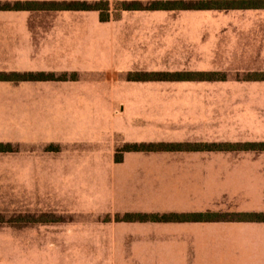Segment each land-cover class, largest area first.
I'll use <instances>...</instances> for the list:
<instances>
[{"label": "crops", "instance_id": "crops-1", "mask_svg": "<svg viewBox=\"0 0 264 264\" xmlns=\"http://www.w3.org/2000/svg\"><path fill=\"white\" fill-rule=\"evenodd\" d=\"M32 1L48 0L0 3ZM55 11L59 15L25 7L0 9V73L17 75L0 80V142L23 149L41 148L48 140L61 144L64 154L55 164L69 170L55 167L53 189L45 187V155L23 152L5 158L13 184L8 195L22 196L14 200L13 211L34 216L51 209L73 215L71 227L88 230L63 236L54 223L55 235H49L52 221L34 219L22 224V236L14 231L10 243H87V264H264V222L116 219L125 213L264 212V150L124 151L117 159V149L128 143L264 142V81L227 75L117 81L111 76L113 70L158 68L159 53L172 51L152 43L156 26L125 15L176 11H204L210 15L188 16L228 21L186 27V71L219 72L224 65L264 71V21L258 22L261 15H237L264 9H123L120 19L109 13L107 21L97 10ZM42 72L78 76L27 77ZM161 83H186V138L159 135L174 131L169 124L175 123L169 111L162 115L150 102L174 99V91L156 90ZM120 104L123 108L115 111ZM73 164L83 166L74 173ZM32 179L38 188L31 189ZM67 182L73 187L64 188ZM55 254V264H62V249ZM28 262L15 246L9 249L7 264Z\"/></svg>", "mask_w": 264, "mask_h": 264}, {"label": "rangeland", "instance_id": "rangeland-1", "mask_svg": "<svg viewBox=\"0 0 264 264\" xmlns=\"http://www.w3.org/2000/svg\"><path fill=\"white\" fill-rule=\"evenodd\" d=\"M64 1H73V0H62V1H54V0H48V1H32L35 3H38L37 6L41 8L40 4L43 3H51V2H64ZM80 1H88V2H95L98 0H80ZM109 2V13L112 15V18L114 19H120L121 16L120 12L123 10V3L124 1L131 2V1H139L141 3H148L154 0H104L103 7H106L107 3ZM186 1V0H183ZM37 10V9H36ZM40 10H47L46 15H59L55 11L56 9H40ZM99 12V11H97ZM100 13V12H99ZM208 12L204 11H176L174 14L169 15H125V17L130 18L133 17L134 22H145L147 24H151L153 27L151 29V32L153 34L152 43L157 45H166L169 46V49L172 51L166 52V53H159L160 59L158 63V68L153 69H139L135 70L137 72H174L176 70L178 71H186V27L189 25H192L194 23H201V22H221L226 23L228 22L227 19H200L196 18L195 16H188V15H210L206 14ZM211 13V12H210ZM217 13V12H216ZM234 13V12H233ZM38 15V14H36ZM42 15V14H41ZM99 15V14H98ZM215 15H232L229 13L223 12L222 14L217 13ZM235 15V14H233ZM237 15H261L259 16L258 22L264 21V12H238ZM253 18V19H252ZM255 17H250V22H254ZM127 22H133L132 20H125ZM249 20H246V22ZM188 33V32H187ZM227 63V62H223ZM236 63V62H235ZM113 70V69H112ZM250 69H240L235 67H230L224 65L222 69H219V73L227 75L231 78H238L242 77L244 74L248 73ZM133 73H136V72ZM133 73H119L118 71L113 70L111 73L112 78H117L119 81V78H127L130 80V75ZM77 74V73H76ZM69 77L73 75V73L67 74ZM78 76V75H77ZM119 86V85H117ZM158 87L156 90L159 91H174V99H155L150 101L153 108L159 109L160 114H166L169 111V116L172 115V117L175 119L174 124H169V127H173L174 131L168 132V133H159L160 136H166L169 138H173L175 140L186 138V83H161L158 84ZM160 95V94H159ZM149 103V101H147ZM263 102V121H264V99ZM137 105H139V101H136ZM117 106V105H116ZM117 108H123V105H118V107L115 108V111H117ZM224 137H227L230 135V133H224ZM260 136V135H259ZM6 141H3L2 143H5ZM7 144V143H5ZM81 150V149H80ZM27 152L31 156L33 155H45L47 157L46 162V168H47V174H46V189H53L55 185L52 182V178L55 176V167H58V170H61V167H65L66 165L63 164H55L56 163V157L63 155L62 152V145L55 142L54 140H48L44 145L39 147H32L30 149H23L22 147L18 146L17 144L10 145L9 151L6 152H0V220L3 222L0 223V264H7V259L9 255V249L15 246L16 253L20 252L21 256H24L27 261H29L27 264H42L43 261H45L46 264H55V249L61 248L62 254L59 258H61L62 264H87V251L88 248L91 246L87 243H63L62 245H57L55 243H47L45 245H40L38 243L34 242H27L24 244H12L10 243V239L13 238L12 235H14V231H18V235L22 236V224L26 222V224H30L28 222L33 221L34 219H41L46 221H52L50 224L51 228H47V234L49 235H55V227L54 223L60 224L61 226V234L63 236H69V235H75L80 236L85 234V230H88V228H75L71 227V225L74 222V216L70 214H63L62 212H54L51 209L41 214H36L33 216V214L30 213H22V212H14L13 211V203L15 200V203H17V200H21L22 196H14V195H8L9 188H12L13 184L8 179V172L7 169L9 167L7 160L5 158L8 157V155H14V156H22ZM62 152V153H61ZM77 152V148H76ZM78 153V152H77ZM74 168L72 171L76 173L82 164H73ZM65 172L69 170L68 167L63 168ZM61 170V171H62ZM38 180H31V189H36L39 187ZM64 188H72L70 182H67L65 185H63ZM35 199V196L32 197V199ZM45 199H50V196H45ZM22 203V202H21ZM33 203V201H32ZM52 202H47V206L51 207L54 205H48ZM15 225V226H14ZM16 229V230H15ZM26 234H29L27 232ZM32 234V233H31ZM12 242V241H11ZM25 248V250H24ZM39 257L41 259H39ZM41 261V262H40ZM57 262H58V256H57ZM58 264V263H57Z\"/></svg>", "mask_w": 264, "mask_h": 264}, {"label": "trees", "instance_id": "trees-1", "mask_svg": "<svg viewBox=\"0 0 264 264\" xmlns=\"http://www.w3.org/2000/svg\"><path fill=\"white\" fill-rule=\"evenodd\" d=\"M104 0L95 2L88 1H64L40 4L38 3H0V9H13L19 7L31 9H56V10H97L100 12V20L110 19L109 2L103 7ZM106 2V0H105ZM122 9L124 10H248L264 9V0H154L148 3L139 1H124ZM17 75L0 73V80H8ZM27 77L42 80H66V73L56 75L55 73H29ZM76 73L70 77L75 79ZM226 75L219 72H136L130 75V80H168V81H186V80H215L225 78ZM247 81H264V71H250L242 76ZM10 145L0 142V152L9 150ZM254 150L263 151L264 142H244V143H189V142H154V143H128L120 149H117V159L120 160L124 151H180V150ZM117 220L122 221H252L264 222V212H186V213H125L117 215ZM3 222L0 220V223Z\"/></svg>", "mask_w": 264, "mask_h": 264}]
</instances>
